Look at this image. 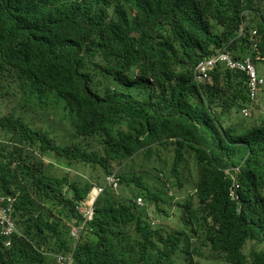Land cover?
Masks as SVG:
<instances>
[{
	"label": "trees",
	"instance_id": "1",
	"mask_svg": "<svg viewBox=\"0 0 264 264\" xmlns=\"http://www.w3.org/2000/svg\"><path fill=\"white\" fill-rule=\"evenodd\" d=\"M218 50L251 54L264 73V0H0V81L14 82L40 108L56 97L72 126L71 138L57 141L21 116H0L9 135V144H0V193L14 196L19 228L10 248L0 235V264H47L45 253L68 251L71 264H187L191 239L201 236L230 264H264V119L225 124L247 102L243 72L218 65L208 81L192 75ZM96 134L104 136L100 151L76 139ZM160 145H173V176L186 153L196 163L181 227L162 237L144 206L119 201L108 188L73 241L68 223H80L75 206L91 183L48 172L46 155L65 165L98 164L107 174L112 161L122 164ZM235 167L239 198L232 200ZM118 175L144 189L148 202L174 195L167 180L155 192L141 176ZM42 201L59 205L68 223L60 225ZM247 241L260 246L246 253Z\"/></svg>",
	"mask_w": 264,
	"mask_h": 264
},
{
	"label": "rangeland",
	"instance_id": "2",
	"mask_svg": "<svg viewBox=\"0 0 264 264\" xmlns=\"http://www.w3.org/2000/svg\"><path fill=\"white\" fill-rule=\"evenodd\" d=\"M255 24L256 18L252 17ZM251 21V20H250ZM95 63H99V59H94ZM93 63V64H95ZM258 71L262 72V62L257 63ZM94 71V70H93ZM97 78H102V74H98ZM154 89H157L156 86ZM264 89V88H263ZM142 90V89H141ZM143 91V90H142ZM135 94L143 97L144 94H139L134 91ZM264 92L262 97H260L259 103L256 105L254 110L251 112V116L243 117L238 111L233 113L230 119L225 123L226 125L241 121L244 127L254 125L259 123L264 119ZM24 97L16 92V87L14 82L2 79L0 81V116L13 113L15 115L21 116L26 122H28L33 127H44L55 135L57 141L63 139L71 138L72 126L69 122L68 111L63 107V103L59 101L56 97H49L47 104L44 108H40L35 103H27L24 101ZM25 102L23 105L22 103ZM27 103V104H26ZM78 141H81L89 149L100 151L101 143L104 140L103 135H92V136H76ZM9 144V135L0 130V144ZM8 147H5V149ZM185 160L181 163L178 168L179 176L175 177L171 174L170 168L173 158V145H160L155 146L150 152L145 150H139L132 158L131 161H125L120 164L117 161H112L110 163V169H118L119 174H132L135 176H141L140 180L142 183L147 185L151 191L157 192L161 187V183L167 180L171 184V188L168 191L169 194H174L171 198L160 197L155 201H146L145 191L140 186H137L134 182H120L117 189L113 190V195L119 201H126L135 199V196H141L144 201V207L146 208L147 217H151L156 221V224L152 229L158 228L162 230V237L165 236L167 232H174L176 229L181 227L180 217L182 214L181 203L184 197L191 193L194 186V181L196 179V163L193 155L185 154ZM46 158L50 161L47 166H44L48 172L51 173H62L66 171L69 180L83 183L84 181H90L94 183H101L106 172L100 165H90L86 163H71L70 165H65L62 160L57 159L52 153L47 154ZM60 166H55L54 164ZM62 163V164H61ZM61 167H64L62 169ZM178 181L181 182V186ZM192 198V202H194ZM42 208L49 213L54 219L59 221L60 225L67 224L64 216L61 213L59 205H50L48 201L40 202ZM158 205V207L156 206ZM195 207V206H194ZM161 211V212H160ZM162 211H166L164 213ZM69 225V224H68ZM19 229V228H18ZM201 237H194L191 239V245L189 247V254L186 255V261L191 264H230L224 258L223 255L219 254L217 251L211 252L207 244H203ZM184 243L179 244V248ZM254 241H247L243 251L248 252L254 247H259ZM47 255V264H57L54 260L52 254ZM190 259V260H189ZM187 263V264H188Z\"/></svg>",
	"mask_w": 264,
	"mask_h": 264
},
{
	"label": "built area",
	"instance_id": "3",
	"mask_svg": "<svg viewBox=\"0 0 264 264\" xmlns=\"http://www.w3.org/2000/svg\"><path fill=\"white\" fill-rule=\"evenodd\" d=\"M242 31L243 28L241 27L239 29V32L241 33ZM256 34L257 30L254 29L252 31V36L254 40L253 46L255 47L257 46L256 40L254 38ZM255 58L260 60L263 59L260 54H257ZM218 65H224L245 74L248 99L245 105L240 109V113L244 117L251 116L252 110H254V108L260 101L259 96L264 88V76L258 73L253 56L251 54H248L243 57H234L230 54V52L226 50H218L216 53L197 62L192 71L193 79L197 83L203 82L204 80L208 81L210 72L213 71L214 68ZM117 185L118 177L116 176L115 172H112L105 177L103 186H94L88 195V199L81 201L80 204L77 205V209L83 214L84 217L83 224L87 219L91 218L92 204L99 193L103 191L104 187L108 186L110 188H115ZM13 202L14 196L9 194H0V233L7 237L11 236L16 231L15 224L12 218ZM137 202L138 204H141L142 199L138 197ZM71 228V233L76 234L78 227L72 226ZM7 243L9 244V241H7ZM59 260H64V258L59 257Z\"/></svg>",
	"mask_w": 264,
	"mask_h": 264
},
{
	"label": "clouds",
	"instance_id": "4",
	"mask_svg": "<svg viewBox=\"0 0 264 264\" xmlns=\"http://www.w3.org/2000/svg\"><path fill=\"white\" fill-rule=\"evenodd\" d=\"M256 67H257V65H256ZM257 71H258V69H257ZM258 73H259V72H258ZM259 74H260V73H259ZM260 75H262V74H260ZM263 76H264V75H263ZM263 92H264V89H263L262 92L260 93L259 99H260V97H262V93H263ZM252 111H253V110H252ZM239 113H240V111H239ZM240 114H241V113H240ZM241 115H242V114H241ZM242 116H243V115H242ZM243 117H244V116H243ZM46 161H49V160L46 159ZM61 168L64 169V167H61ZM64 170H65V169H64ZM230 170H233L234 172H233V174H232L233 181H232V183H231V185H230V188H229V196H230V198H231L232 200H237V199L239 198L238 193H237V188L239 187V183H238V181H237V179H236V177H235V174L238 172V167L232 168V169H230ZM112 172H115L116 176L118 177V185H117L115 188H110V187H108V186H105L104 189H103V191H104L105 189H108V188H110L112 191L118 188V186L120 185V182H121V181H120V178H119V175H118V169H116V168L111 169V171H110L109 173L105 174L101 183H94V182H90V181H89V182L91 183V187H90L88 193L86 194V196H85L84 198H82V199H80L79 201H77L76 206H75L76 210H77L79 213H81V212L77 209V205L80 204L81 201H84V200L88 199V195H89L90 191L92 190V188H93L94 186H103V185H104V182H105V177H106L107 175H109L110 173H112ZM235 185H237V186H235ZM103 191H102V192H103ZM102 192H101V193H102ZM193 192H194V191H193ZM101 193H99V195H100ZM0 194H4V195H6V194H8V193H0ZM170 194H171V193H170ZM9 195H10V194H9ZM99 195H98V196H99ZM98 196H97V197H98ZM97 197H96V199H97ZM138 197H140V198L142 199L141 196H139V195L136 196V197H135V204H136L137 206H139V207H143V206H144V201H143V199H142V203H141V204H138V202H137V198H138ZM96 199L94 200V202H93V204H92V216H91L90 219H87V220L85 221V223L83 224V222H84V221H83V218H84V217H83V214L81 213V217H82V219H81L80 223H71V224L68 223V224H69V226H68V228H69V234H68V235H69L70 237H72L73 241H74L75 239H78V238H79V236L81 235V233L84 231L83 229L86 227V223L92 219V217H93V213H94V203H95ZM13 203H14V202H13ZM12 218H13V221H14V224H15V228H16L15 233L12 234V235L9 236V237H7V236H5V235H2V234L0 233V235L3 237V247H4V248H10V247L12 246L13 241H14V236L19 234L18 229H17V227H16V223H15L14 217H13V211H12ZM148 221H149V223H150V227H151V228L156 224V221L153 220L151 217H148ZM72 226H76V227H78V228H77V233H76V234H72V233H71V229H72L71 227H72ZM7 241H9V244L7 243ZM47 254L50 256V253H47ZM52 256H53L54 260L57 261V264H71V263H72V251H68V252H66V253H64V254H62V253H53ZM59 257L64 258V260H59ZM68 258H69V261H68ZM62 262H63V263H62Z\"/></svg>",
	"mask_w": 264,
	"mask_h": 264
}]
</instances>
